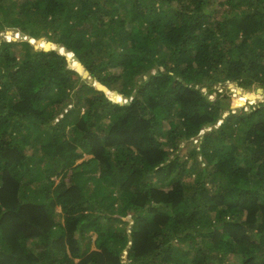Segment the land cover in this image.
Masks as SVG:
<instances>
[{"label": "trees", "instance_id": "trees-1", "mask_svg": "<svg viewBox=\"0 0 264 264\" xmlns=\"http://www.w3.org/2000/svg\"><path fill=\"white\" fill-rule=\"evenodd\" d=\"M1 32L0 264H264V0H0Z\"/></svg>", "mask_w": 264, "mask_h": 264}, {"label": "rangeland", "instance_id": "rangeland-1", "mask_svg": "<svg viewBox=\"0 0 264 264\" xmlns=\"http://www.w3.org/2000/svg\"><path fill=\"white\" fill-rule=\"evenodd\" d=\"M0 36H3V37L6 36V38H9V37L7 36V34L4 33V32H1V33H0ZM153 68H154V67H153ZM109 70L111 71V69H109ZM113 71H116V69H113ZM150 71H152V72H156L155 69H151ZM143 77H144V76H143ZM145 77H147V75H145ZM145 77H144V78H145ZM256 86H262V85H261V84H256ZM203 90L207 92V88H203ZM215 96H216V94L213 93L210 97L213 99V98H215ZM230 97H231V96H230ZM260 100H261V101H264V97H261ZM236 108H237V107H236ZM226 113H227V112H225V114H226ZM225 114H224V115H225ZM207 130H210V127L205 128V129H204V132H201L202 134H201L200 136H198L197 139H194L192 142H189V143H188V142H182V144L180 145V147H181V149H180L181 154H187V153L189 152V150H190L192 147H194V145L197 146V147L199 148V146H200V142H201V137H202V135H203ZM91 156H92V155L84 154L83 157H81V158H79V159L77 160V163H81L83 160H85V159H89ZM59 210H60V209H59ZM129 217H130V216H129ZM56 219H59L61 222L63 221V219H62L60 216H57ZM89 233L92 234L93 237L96 236V233H94L93 231H90Z\"/></svg>", "mask_w": 264, "mask_h": 264}, {"label": "clouds", "instance_id": "clouds-1", "mask_svg": "<svg viewBox=\"0 0 264 264\" xmlns=\"http://www.w3.org/2000/svg\"><path fill=\"white\" fill-rule=\"evenodd\" d=\"M6 37V36H5ZM7 39H9L10 40V38H7ZM92 76V75H91ZM93 77V76H92ZM228 87V88H227ZM227 87H225V86H223V85H218V86H216L215 88H216V91L217 92H214L216 95H217V93L218 92H221V93H225V91H227L226 92V94H228L229 96H231V97H237L239 94H235L234 92H232V87H231V85H227ZM238 87V86H237ZM240 88V87H239ZM257 88H259V89H263L264 90V87H262V86H256V87H254L253 89H251V90H248L249 92H256V89ZM204 91V90H203ZM205 93H206V91H204ZM119 94H121V93H118V97H119ZM213 94V93H212ZM211 94V95H212ZM123 95V94H122ZM210 95V96H211ZM260 95H263V97H264V94H263V91L260 93ZM216 97V96H215ZM131 99H132V97L130 96V97H125L124 95H123V102H120V103H128V102H130L131 101ZM212 99V98H211ZM118 101H119V98H118ZM260 103H264V101H261L260 99L259 100H257V101H254V102H248V103H246L245 104V106H246V108L247 109H249L252 105L254 106V105H259ZM226 114H228V112L226 113ZM220 122H221V120L218 122V124H220ZM201 132H204V129H202L200 132H199V134H198V136H200L202 133ZM198 136H196L195 138L193 137L192 138V141L194 140V139H197V137ZM88 155H91V154H88ZM92 157V156H91ZM60 209V207H58L57 208V210L58 211H60L59 210Z\"/></svg>", "mask_w": 264, "mask_h": 264}, {"label": "water", "instance_id": "water-1", "mask_svg": "<svg viewBox=\"0 0 264 264\" xmlns=\"http://www.w3.org/2000/svg\"><path fill=\"white\" fill-rule=\"evenodd\" d=\"M41 38H44V37H41ZM41 38H39V39H37V40H40ZM13 39H15V38H13ZM20 40H23V39H27L26 38V34H24V33H21V37L19 38ZM30 41H32V39L30 38L29 39ZM33 42V41H32ZM48 43H50V42H48ZM34 44V47L36 48V49H43V50H48V49H50V48H53V47H49V48H46L45 46H37V44L36 43H33ZM55 49V48H54ZM82 77H84V78H87L88 79V81L90 82V83H96V80L94 79V77H92L91 75H90V72L88 71V70H85L84 71V73L82 74ZM262 89V88H261ZM262 91H263V94H264V90L262 89ZM119 102H123V95L122 94H119Z\"/></svg>", "mask_w": 264, "mask_h": 264}, {"label": "bare ground", "instance_id": "bare-ground-1", "mask_svg": "<svg viewBox=\"0 0 264 264\" xmlns=\"http://www.w3.org/2000/svg\"><path fill=\"white\" fill-rule=\"evenodd\" d=\"M119 98V97H118Z\"/></svg>", "mask_w": 264, "mask_h": 264}]
</instances>
